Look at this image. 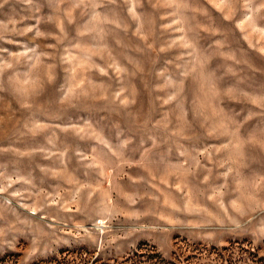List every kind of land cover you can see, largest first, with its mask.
<instances>
[{
    "label": "rangeland",
    "instance_id": "1",
    "mask_svg": "<svg viewBox=\"0 0 264 264\" xmlns=\"http://www.w3.org/2000/svg\"><path fill=\"white\" fill-rule=\"evenodd\" d=\"M0 264H264V0H0Z\"/></svg>",
    "mask_w": 264,
    "mask_h": 264
}]
</instances>
